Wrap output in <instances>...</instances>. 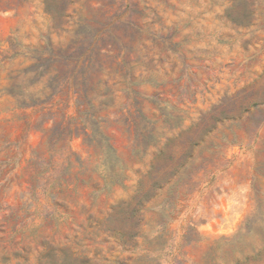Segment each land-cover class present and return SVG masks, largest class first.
I'll return each mask as SVG.
<instances>
[{
	"label": "rangeland",
	"instance_id": "374dc122",
	"mask_svg": "<svg viewBox=\"0 0 264 264\" xmlns=\"http://www.w3.org/2000/svg\"><path fill=\"white\" fill-rule=\"evenodd\" d=\"M0 264H264V0H0Z\"/></svg>",
	"mask_w": 264,
	"mask_h": 264
}]
</instances>
